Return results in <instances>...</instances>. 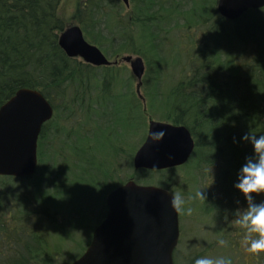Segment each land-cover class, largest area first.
<instances>
[{"label":"trees","instance_id":"1","mask_svg":"<svg viewBox=\"0 0 264 264\" xmlns=\"http://www.w3.org/2000/svg\"><path fill=\"white\" fill-rule=\"evenodd\" d=\"M61 1L0 0V108L20 89L31 88L39 90L53 106L56 122L85 115L105 119L108 115L110 119L106 122L113 124L117 132L120 129L128 132V136L138 131L144 134L140 119L146 116L184 125L196 142L193 167L211 184L203 190L205 212L213 213L227 225L231 222L237 225L238 215L250 204L264 203V192H253V199L248 200L235 186L245 158L253 154L252 144L242 137L250 131L264 135L262 8L250 10L235 21L223 18L214 9L212 14L222 25V32L226 24L241 51L240 56L223 53L226 56L223 59L215 49V43L220 44L219 48L225 44L215 36L219 30L214 37L210 33L212 43H205L202 38L195 40L190 35L198 22L204 26L208 20L206 14L209 17L210 12L205 0H131L130 9L121 0H82L72 19L90 43L110 60H117L123 54L140 55L145 60L147 71L142 81L145 109L134 90V76L130 74L128 81L122 82L119 64L96 67L81 58L69 57L60 47L59 37L70 24L61 17ZM184 8H187L185 12ZM175 17L184 20L176 43L170 37L173 28H179ZM172 22L176 24L170 25ZM163 35L164 38H159ZM144 36L148 37L146 42H139ZM167 40L173 43L168 51L164 47ZM191 48L201 49L200 57L186 60ZM173 61L179 64L177 79H168L163 86V70ZM165 93L171 97L166 105L162 100ZM77 118L73 126L51 130L52 120L43 126L39 162L42 163L46 148H50L47 144L51 143L56 150L50 163L51 173L57 171L54 160L65 163L68 159L63 146L72 142L80 130L84 131V122L78 126ZM50 134L53 139L44 142ZM112 166L105 174V183L113 178ZM38 172L30 178L0 177V264H51L52 259L46 253L49 246L46 218L37 211L27 210L19 191L29 187L30 181L37 177L41 182ZM171 173V170H140L139 177L133 180L176 193L171 187ZM154 177L160 179L153 184ZM14 181L26 184H18L16 189ZM13 195L17 201L14 206L7 200ZM36 214L40 215L39 219L33 218ZM238 226L245 238V230ZM244 250L247 252L246 247Z\"/></svg>","mask_w":264,"mask_h":264},{"label":"rangeland","instance_id":"2","mask_svg":"<svg viewBox=\"0 0 264 264\" xmlns=\"http://www.w3.org/2000/svg\"><path fill=\"white\" fill-rule=\"evenodd\" d=\"M217 1L218 0L204 1L210 12L209 17H207L206 14L208 20L204 26L198 22L195 25L196 29H193L194 32L190 33V35H193L195 40L202 38L203 42L212 43L213 38H211L210 33L214 37L215 32L219 30L220 33L215 36L220 37V41L225 44L219 48L220 44L216 46L215 43L217 54L222 55L223 53L231 52L232 55L240 56L239 54L241 51L238 48V44L237 46L234 44L237 42H235L231 30L225 24L224 27L226 30L223 29L222 32V25L216 21L215 16L212 14L214 9H217ZM80 2H82V0L61 1V17L66 22H70L69 26L76 24L72 16ZM131 4L132 2L130 0V6ZM130 6L125 7L130 9ZM186 9L187 8L183 9L184 12ZM175 18L174 20L179 24V28H173L174 30L170 34H174L169 35L174 38V42L176 43L178 33L181 36V28L184 27V20H178V17ZM171 24L175 25L176 23L172 22L170 25ZM206 30L209 34L203 33ZM137 32L138 30L135 29L134 34ZM164 36L165 35L159 36V38L162 39ZM146 38L148 37H145V39L143 38V40L139 42L145 43ZM172 45L173 43L167 40L164 47L168 51ZM188 50L186 46V51ZM198 50L193 51V48H191V52L187 54L186 60H190L192 57L199 58L200 55L198 54ZM133 56L137 55L133 54ZM225 57V55H222L223 59H225ZM218 58L219 57L216 59ZM237 62H239V60H237ZM177 66H179L178 62L173 61L170 66L164 68L162 75L163 86H166L168 79H177L176 76L179 70ZM118 67L122 70V82L128 81V76L132 74L130 66L121 63ZM137 83L138 80L135 78V91ZM137 96L144 107L146 99L143 95L142 88L140 93H137ZM162 100L164 101V105H166L171 102V97L169 94L165 93ZM121 101H124L122 102L123 104L126 102L125 100ZM109 114L112 115L114 119L113 114ZM76 118L77 116L67 122L59 120L56 122V117H53L49 128L53 130L55 127H64L68 124H70L69 126H73V122L76 121ZM126 118L127 117L124 119ZM145 118L146 119L141 118L140 122H143L144 134H147L149 121L152 119L149 118V116ZM108 119H110L108 115L105 119L98 117L90 118L87 115H85L84 118L83 116H79L77 118L79 122L78 126L84 122L85 128L84 131L80 130L79 135L74 137L73 141L70 140L72 142L68 141L69 144L63 146L68 154L67 161L64 163L61 159L54 160L56 163L54 168H56L57 171L51 173L52 168L50 163L53 160V154L56 150L52 148L53 146H50L51 143L49 142L50 144H47V146L50 148H46V152L43 155L44 159L42 163L39 162L37 170L41 172V182L37 181V177L30 181L29 187L19 190L22 192L21 198L25 199V208L31 213L37 211L40 213V217L46 218L44 223L47 224L46 235L47 244H49V246L46 247V253L50 255L48 256L49 259H52L50 260L51 264H70L78 258L91 242L95 226L104 216L106 196L109 192L114 189V187H118L130 179H134V177H136L135 179L139 177L137 173L140 170L134 168L133 158L136 151L143 143V131H138L128 136V132L124 133L122 129L117 132L113 124H108L106 122ZM155 119L158 120L157 118ZM119 120L122 119L119 117ZM52 139L53 136H51V134L47 135L44 142ZM57 147L58 146H56V148ZM121 147L124 149H122V153L120 154ZM77 149H79L78 153H76ZM193 157L191 158L192 161L190 160L185 166L179 167L174 171L171 170L172 189L184 198L186 201L185 208L191 207L193 209L191 215L181 212L182 236L180 246L176 252L177 263L195 264V259L201 256H207L213 259L226 256L234 258V260H232L233 264H251L250 261L245 260L247 256L244 250L245 238L241 235L236 236L239 229L238 224L236 223L237 225H234L235 223L231 222L227 225L221 222V220H218L213 213L210 215L206 214L203 209L204 199L196 197L195 194L197 191H203L204 187H210L211 184L207 180L204 181L203 179L205 178L199 174L196 167H193ZM111 164H113L111 167L113 178L110 177L107 181L108 183H105V174L109 171V166H111ZM159 179L158 177H154L153 184L158 182ZM138 183L145 184L146 182L140 181ZM13 184L17 189L18 184L25 186L24 184L26 183H17V181H14ZM7 200L8 202H12V206L17 203L14 195ZM35 216L37 217L33 218H40L38 214ZM235 222H237V220ZM234 237H236L235 240ZM221 239L226 241L224 245L219 244V240ZM233 242L242 244V250L232 248L231 243ZM203 253L204 255H202ZM239 256H241V259L238 258ZM255 263L260 264V261H256Z\"/></svg>","mask_w":264,"mask_h":264},{"label":"water","instance_id":"3","mask_svg":"<svg viewBox=\"0 0 264 264\" xmlns=\"http://www.w3.org/2000/svg\"><path fill=\"white\" fill-rule=\"evenodd\" d=\"M129 6V0H121ZM264 0H218L220 15L239 19ZM59 45L72 58L93 66L112 62L96 45L88 42L79 25L67 27ZM138 79L140 93L145 63L142 57L123 56ZM54 114L44 95L22 88L0 108V176L28 178L38 167V140L43 125ZM163 131L158 141L154 131ZM195 148L189 129L183 125L151 120L145 141L133 159L135 169L160 171L185 164ZM172 192L133 180L112 190L106 198L105 219L95 228L86 251L71 264H175L174 251L180 236L179 213L171 206Z\"/></svg>","mask_w":264,"mask_h":264},{"label":"clouds","instance_id":"4","mask_svg":"<svg viewBox=\"0 0 264 264\" xmlns=\"http://www.w3.org/2000/svg\"><path fill=\"white\" fill-rule=\"evenodd\" d=\"M162 135V130L154 131L152 140L158 141ZM242 138L252 144L253 154L245 158L246 162L239 170L235 186L245 194L248 200H252L253 192H264V135H256L250 131ZM195 195L200 199L205 198L202 190L197 191ZM185 203L186 201L180 194H172V208L178 213L191 215L193 209L185 208ZM238 224L245 230L246 251L254 254L264 251V203L250 204L247 210L238 215ZM225 243L223 239L219 240V244L224 245ZM195 264H233V261L231 257L226 256L215 259L201 256L195 259Z\"/></svg>","mask_w":264,"mask_h":264},{"label":"flooded vegetation","instance_id":"5","mask_svg":"<svg viewBox=\"0 0 264 264\" xmlns=\"http://www.w3.org/2000/svg\"><path fill=\"white\" fill-rule=\"evenodd\" d=\"M205 213L210 215V213H209L208 211H206ZM181 235H182V231H181ZM240 235H241V229H240V227H239L236 236H240ZM235 239H236V237H234V240H235ZM231 245H232V248H237V249H239V250H242V244H236V242H233V243H231ZM245 247H246V246H245ZM234 252H236V251H234ZM241 253H242V251H241ZM245 255H247V256L245 257V260H246V261H250L251 264H252V263H253V264H256V263H255L256 261H260V264H264V251L260 252L259 254H254V253L246 252ZM235 258H237V257H235ZM238 258L241 259V256H239ZM253 261H254V262H253Z\"/></svg>","mask_w":264,"mask_h":264}]
</instances>
